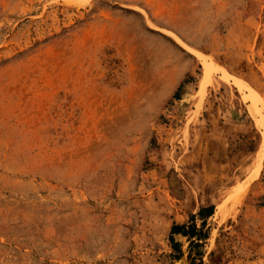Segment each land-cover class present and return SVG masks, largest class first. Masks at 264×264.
I'll return each mask as SVG.
<instances>
[{"label": "rangeland", "instance_id": "obj_1", "mask_svg": "<svg viewBox=\"0 0 264 264\" xmlns=\"http://www.w3.org/2000/svg\"><path fill=\"white\" fill-rule=\"evenodd\" d=\"M180 262L264 264V0H0V264Z\"/></svg>", "mask_w": 264, "mask_h": 264}, {"label": "bare ground", "instance_id": "obj_2", "mask_svg": "<svg viewBox=\"0 0 264 264\" xmlns=\"http://www.w3.org/2000/svg\"><path fill=\"white\" fill-rule=\"evenodd\" d=\"M199 57H200V59L201 60H203V62H204V66H205V77H204V80H202V84H201V93L199 92V96H200V94L202 95L201 97H203V93H204V91H205V88H207L206 87V85H208V83L210 82V75H211V73H212V70H215V71H218V72H221V74L224 76V78L226 79V80H229V75L224 71V70H222L221 68H219V67H215V69H213L214 67H212V64H208V61H206L207 60V58H206V56H203V55H201V54H197ZM208 60H209V58H208ZM211 68V69H210ZM220 211H221V213H222V211H223V207L220 209ZM225 211V210H224ZM227 214V213H226ZM227 215H229V214H227ZM227 217V216H226ZM183 262V261H182ZM189 262V261H188ZM180 264H181V262H180ZM183 264V263H182Z\"/></svg>", "mask_w": 264, "mask_h": 264}, {"label": "trees", "instance_id": "obj_3", "mask_svg": "<svg viewBox=\"0 0 264 264\" xmlns=\"http://www.w3.org/2000/svg\"><path fill=\"white\" fill-rule=\"evenodd\" d=\"M205 211H206V210H201V211H200V215L203 216V214H204Z\"/></svg>", "mask_w": 264, "mask_h": 264}]
</instances>
